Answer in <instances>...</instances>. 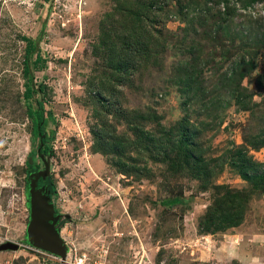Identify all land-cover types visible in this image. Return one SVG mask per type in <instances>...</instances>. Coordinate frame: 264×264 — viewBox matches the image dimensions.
<instances>
[{
	"label": "rangeland",
	"instance_id": "1",
	"mask_svg": "<svg viewBox=\"0 0 264 264\" xmlns=\"http://www.w3.org/2000/svg\"><path fill=\"white\" fill-rule=\"evenodd\" d=\"M231 5L237 11L219 46L237 52L223 61L217 51L221 67L214 76L206 72L190 100L193 91L174 82L171 66L186 59L182 48L195 39L179 47L183 53L169 49L162 67L143 71L134 84L112 80L123 36L135 22L134 0H0V245H19L0 251V264H55L27 241V162L37 166L33 190L49 165L54 215L67 218L60 232L66 250L74 244L101 264H264V184L253 191L258 179L250 182L264 174V48L243 84L249 105L224 100L213 88L243 59L245 36L254 40L264 31V3ZM178 26L175 19L167 23L181 35ZM202 46L207 54L211 45ZM38 54L42 69L34 65ZM210 90L223 100L219 112L202 109ZM42 102L47 143L40 157ZM151 110L170 133L186 119L195 125L200 165L176 164L174 136L146 141L147 131L159 132L144 120ZM134 129L143 134L138 141ZM233 190L248 192L237 207L221 198ZM220 200L233 205L223 223Z\"/></svg>",
	"mask_w": 264,
	"mask_h": 264
},
{
	"label": "trees",
	"instance_id": "2",
	"mask_svg": "<svg viewBox=\"0 0 264 264\" xmlns=\"http://www.w3.org/2000/svg\"><path fill=\"white\" fill-rule=\"evenodd\" d=\"M231 2L237 3L239 8L246 10L257 3H264V0H134L137 9L131 14V17H133L135 22L127 30V34L123 36L122 47L119 50L122 63L115 66L117 75L113 76L112 80L115 83H128L134 79V84L135 80L141 78L143 71L150 72L162 67L165 54L169 49L174 52H181V49H179L181 45L187 43L186 41L195 39V43L187 44V46L189 45L187 48H182L186 54V59L178 60L171 66V71L173 72L174 82L182 86L183 92H188V89L193 91L190 100L194 96L197 97L200 85L206 80V72H210L214 76L217 73L214 70H218L221 67V62L218 61L219 63H217L215 60L217 51L219 50L218 55L223 61H228L233 55V51L237 52V50L232 51L226 48L225 45L219 46V43H223L224 39L227 38L224 25L237 11L236 6H232ZM173 19L179 23L178 28L181 31V35L168 29L167 23ZM258 34L259 37L256 36L254 40H250L249 37L245 36L246 40L241 44L243 59L234 65L227 74L218 75V78L213 80V88L224 94V100L228 98L234 99L236 104L241 107L251 103V95L247 94L248 89L243 84L256 70L260 49L264 48V31ZM26 41L27 54L24 61V72L28 75L30 72L29 55L32 51V42L29 39H26ZM203 42L211 45L210 49L207 50V54H205V49L202 46ZM40 59L42 58L38 54L34 60V65L37 69L44 67L43 65L39 66ZM207 81L206 83H208ZM152 92L155 94V90H152ZM206 95L202 109L207 113L219 112L223 100L219 98L215 100L213 90L208 91ZM39 105L40 112L38 114L37 130L41 136L38 147V155L41 157L45 152L44 146L47 143L42 132L47 104L42 102ZM111 107L113 105L109 104V111L112 109ZM144 120L159 131L158 133L147 131L146 141L148 143L158 142L156 136L159 135L176 137V158H173L176 164L179 161V165H184L189 159L195 161L197 165L204 161V158L194 154L199 143L198 132L197 129L193 128L195 125H191L189 120L186 119V121L179 122L176 127V133H170V130H165V127L158 120L157 113L153 110L148 111L144 115ZM134 130L133 134L138 141L143 134L139 129ZM102 138L106 140L107 134L102 135ZM152 150L153 146L151 145L149 152H152ZM26 167L30 170L26 179L29 191L32 188L31 178L36 174L37 166L27 162ZM256 179L258 181L254 184L253 191H259L263 187L264 174L256 176L250 182ZM36 188L42 189L43 193L50 196L48 179L42 176L37 178ZM247 193L245 190L227 191L221 198L234 199L235 207H237V201L241 202V199L245 198ZM232 209L233 205L227 206L224 200H220L216 211L222 223L224 219L233 216ZM213 213L215 214L214 211ZM65 221H67L66 216L58 219L56 228L59 232H61ZM27 241L29 244V240Z\"/></svg>",
	"mask_w": 264,
	"mask_h": 264
},
{
	"label": "water",
	"instance_id": "3",
	"mask_svg": "<svg viewBox=\"0 0 264 264\" xmlns=\"http://www.w3.org/2000/svg\"><path fill=\"white\" fill-rule=\"evenodd\" d=\"M45 166L46 170L44 175H42L43 178H45L49 168L46 162ZM30 209V222L27 229L30 245L39 250L65 258L66 245L56 228L59 217L54 215L50 197L43 193L42 189L35 188L33 190L31 188ZM18 249L19 245L14 243L0 245V251Z\"/></svg>",
	"mask_w": 264,
	"mask_h": 264
},
{
	"label": "built area",
	"instance_id": "4",
	"mask_svg": "<svg viewBox=\"0 0 264 264\" xmlns=\"http://www.w3.org/2000/svg\"><path fill=\"white\" fill-rule=\"evenodd\" d=\"M66 248H67V244H66ZM38 251L48 255L49 259L52 258L55 261V264H101L96 260L90 258V256L86 252H82L80 248H78L74 244L68 246V250L66 251L65 258L56 256L54 254L45 252L43 250H38Z\"/></svg>",
	"mask_w": 264,
	"mask_h": 264
}]
</instances>
